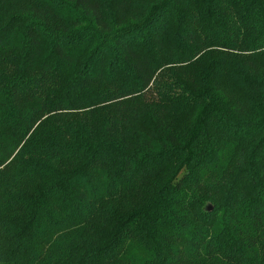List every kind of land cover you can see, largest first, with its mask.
<instances>
[{"label": "trees", "instance_id": "trees-1", "mask_svg": "<svg viewBox=\"0 0 264 264\" xmlns=\"http://www.w3.org/2000/svg\"><path fill=\"white\" fill-rule=\"evenodd\" d=\"M0 264H264V0H0Z\"/></svg>", "mask_w": 264, "mask_h": 264}]
</instances>
